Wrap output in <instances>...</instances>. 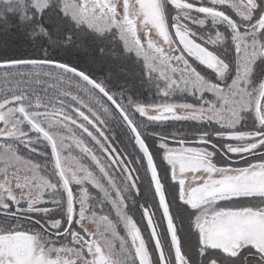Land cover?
Wrapping results in <instances>:
<instances>
[{"label": "snow or ice", "instance_id": "1", "mask_svg": "<svg viewBox=\"0 0 264 264\" xmlns=\"http://www.w3.org/2000/svg\"><path fill=\"white\" fill-rule=\"evenodd\" d=\"M0 264H264V0H0Z\"/></svg>", "mask_w": 264, "mask_h": 264}, {"label": "rangeland", "instance_id": "2", "mask_svg": "<svg viewBox=\"0 0 264 264\" xmlns=\"http://www.w3.org/2000/svg\"><path fill=\"white\" fill-rule=\"evenodd\" d=\"M139 34L141 36H143L142 28L140 29ZM144 93H145V95L147 97V102H152V101H156V100L159 99L158 97H155L151 92H148L147 90H144ZM176 124H177L178 128L186 127V125L183 122H176ZM125 143H127L126 139H125ZM120 147L122 148L123 145H120ZM131 150H132L131 146H129L128 151H131ZM134 218L137 219V221L139 222V226H141V228H142V232H144V225H143V222H140L139 213H136ZM89 227H90V229L94 230L96 226L95 225H89ZM121 234H123V229L122 228H121ZM144 234H145V236L147 235L146 232Z\"/></svg>", "mask_w": 264, "mask_h": 264}]
</instances>
